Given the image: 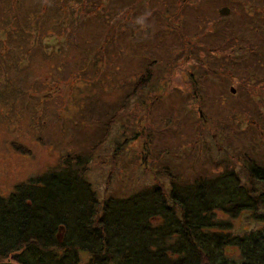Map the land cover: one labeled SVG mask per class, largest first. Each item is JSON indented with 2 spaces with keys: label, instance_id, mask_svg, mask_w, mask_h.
I'll use <instances>...</instances> for the list:
<instances>
[{
  "label": "rangeland",
  "instance_id": "obj_1",
  "mask_svg": "<svg viewBox=\"0 0 264 264\" xmlns=\"http://www.w3.org/2000/svg\"><path fill=\"white\" fill-rule=\"evenodd\" d=\"M85 154L100 199L262 165L264 0H0V195Z\"/></svg>",
  "mask_w": 264,
  "mask_h": 264
},
{
  "label": "trees",
  "instance_id": "obj_2",
  "mask_svg": "<svg viewBox=\"0 0 264 264\" xmlns=\"http://www.w3.org/2000/svg\"><path fill=\"white\" fill-rule=\"evenodd\" d=\"M244 159L248 183L234 168L187 182L166 170L168 186L100 199L87 177L90 155L68 157L0 195V261L264 264V225L242 235L232 227L245 213L264 224V163Z\"/></svg>",
  "mask_w": 264,
  "mask_h": 264
},
{
  "label": "water",
  "instance_id": "obj_3",
  "mask_svg": "<svg viewBox=\"0 0 264 264\" xmlns=\"http://www.w3.org/2000/svg\"><path fill=\"white\" fill-rule=\"evenodd\" d=\"M228 13H229V8L228 7H224V8H222V9H220L219 10V14H221L222 16H225V15H228ZM231 90V92L233 91V88H231L230 89ZM0 264H15V263H13V262H4V261H0Z\"/></svg>",
  "mask_w": 264,
  "mask_h": 264
},
{
  "label": "flooded vegetation",
  "instance_id": "obj_4",
  "mask_svg": "<svg viewBox=\"0 0 264 264\" xmlns=\"http://www.w3.org/2000/svg\"><path fill=\"white\" fill-rule=\"evenodd\" d=\"M224 7H225V6H224ZM224 7H222V8H224ZM226 7H227V6H226ZM222 8H221V9H222ZM219 10H220V9H219ZM219 10H218V14H219ZM219 15L222 16L221 14H219ZM224 17H225V16H224Z\"/></svg>",
  "mask_w": 264,
  "mask_h": 264
}]
</instances>
